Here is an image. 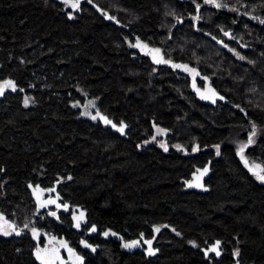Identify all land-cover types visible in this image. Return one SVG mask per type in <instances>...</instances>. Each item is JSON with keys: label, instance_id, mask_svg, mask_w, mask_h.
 Returning <instances> with one entry per match:
<instances>
[{"label": "trees", "instance_id": "obj_1", "mask_svg": "<svg viewBox=\"0 0 264 264\" xmlns=\"http://www.w3.org/2000/svg\"><path fill=\"white\" fill-rule=\"evenodd\" d=\"M216 3L0 0V264H264V0Z\"/></svg>", "mask_w": 264, "mask_h": 264}, {"label": "rangeland", "instance_id": "obj_2", "mask_svg": "<svg viewBox=\"0 0 264 264\" xmlns=\"http://www.w3.org/2000/svg\"><path fill=\"white\" fill-rule=\"evenodd\" d=\"M65 3H66L67 5H69V6H71V8H74V7H73L74 4H73L72 2H68V1H66ZM138 43H139L140 46H136ZM129 47H130L132 50H134V51L140 53L141 55L149 57V58H150L154 63H156V64H159V63L156 62V60H161V61H162L161 63H163V59H162V55H161L160 50L158 49V50H159L158 53L155 51V50H157V48L147 46V45H145L144 43H142V42H140V41H135V42L129 44ZM154 57H155V59H154ZM179 66H180V65H179ZM186 68H187L188 70H186ZM173 69H175L176 71L182 72V73H186V74H188L190 77H193V79L196 78V74H195V72L192 71L191 69H189L188 67H185V66L176 67V65H174ZM12 84H13V83H12ZM13 85H14V84H13ZM0 87H3V92H4V91H15V90H16V87H15V90H13V88L10 87V86H4V82H3V83L0 82ZM208 92H210V91L208 90ZM197 93H198V95H199L200 98H202L203 96H207V97H209V98H208L209 102H216V101L219 99L215 94L213 95V92H212V93H206V94H204V95H203V93H200V92H197ZM202 99L208 101V100L205 99V98H202ZM28 103H29V102H28ZM28 103H27V104H28ZM25 105H26V104H25ZM79 106H80V105H79ZM80 108H81L83 111L86 110L87 112H90L92 118H93V117L97 118V117L95 116L94 113H91V109H92V110H95V106H94L93 103H91V102H89V101H85V103L82 104V105L80 106ZM111 126H112V128H113L114 130H118V131H120V130H119V129H120L119 127H116V126L113 127V125H111ZM158 129H159V128H156V127H155L154 131H156V130H158ZM161 137H162V132H161V131H156V133H155V135H154L152 141H153V142H157V144H158L159 146H163V141H161ZM192 185H193V186H196V187H199V186L202 187V185L199 183V178H194V180L192 181ZM36 197H37V202H38V204H39L40 206L43 205V204L45 203V201H48V202H49V201L51 200V198H50L51 196H50V195H48V198H47L43 193H36ZM52 204H54V203H52ZM0 217H1V216H0ZM74 219L77 221V223H81V221H82V219H83V216H81V212L74 211ZM5 231L8 233L7 235L4 234ZM13 232H14V229H13V226L11 225V223L8 222V221H6V220L2 217V219H0V236H9V235H11ZM105 233H107V235H105ZM103 237H104V238L112 237V238L115 239V240H119V238H118L117 235H115V234L112 233V232H108V231L103 233ZM124 244H126V243H122V244H121V247H122L123 250H126V251H133V250L136 249V248H142V247H143L140 243H137V245H136L135 247L125 248V247L123 246ZM144 244H145L144 247H146L147 249H149L150 245L147 244V243H144ZM59 248H60V247H59ZM60 249H62V248H60ZM60 249H59V250H60ZM44 251H46V250H45V249H44V250H41V255L44 256V258H45L46 261H48V260H47V257H46V254H44ZM48 262H49V264H54V263H56V262H57V254L54 256V260H52V261H48Z\"/></svg>", "mask_w": 264, "mask_h": 264}, {"label": "snow or ice", "instance_id": "obj_3", "mask_svg": "<svg viewBox=\"0 0 264 264\" xmlns=\"http://www.w3.org/2000/svg\"><path fill=\"white\" fill-rule=\"evenodd\" d=\"M206 2H207V3H214L215 6L218 7V8L221 7V5H220L219 3H216V0H206ZM77 3H78V0H77ZM75 6H76V5L74 4L73 7H75ZM262 23H264V21H262ZM225 35H227V33H225ZM136 46H140L139 43H138ZM155 51H156L157 53L159 52L158 49L155 50ZM154 59H155V57H154ZM156 62H157V63H161L162 61H161V60H156ZM176 67H180V66H179V65H176ZM185 67H186V66H185ZM186 70H188V69L186 68ZM192 71H194V70H192ZM4 86H10V87L13 88V90H15V86L12 84L11 81H5V82H4ZM209 91H211V90H209ZM2 93H3V87H0V94H2ZM213 95H214V93H213ZM202 98L208 99L209 97H207V96H203ZM27 103H28V100L26 99V100H25V104L27 105ZM93 119H95V117H93ZM105 123H111V122L105 119ZM113 127H115V125H113ZM124 127H125V125L122 124L119 130H120L121 132H123ZM253 127H255V126H253ZM254 135H255V131H253V133H252V136H254ZM252 136L249 137V144L252 143ZM244 147H246V146H242V147L240 148V151H239V154L241 155V158H242V159H243ZM165 150H166V149H165ZM245 164H246V166H247V161H245ZM207 171H208L207 168H205V169H204V172L202 173V175L205 174ZM249 171L253 172V174L256 176V179H257V180H259V181H261V182H264V174H262V173H264V169H261L259 165H254L253 167H250V168H249ZM49 202H50V203H54V201H49ZM81 216H83V213H81ZM0 219H2V217H0ZM77 226H79V225H77ZM92 230L95 231V228H93ZM158 230H159V229H157V231H158ZM4 234L7 235L8 233L5 231ZM17 234H19V233H17ZM33 234L35 235V232H34ZM105 235H107V233H105ZM82 243H83V241H82ZM137 243H138L137 241H133V242H131V243H126V244H124L123 246H124L125 248H131V247H135V246L137 245ZM146 243L149 244V245H151V241H146ZM218 244H219V242H217V245H218ZM69 251H71V249H69ZM209 251H216V254L219 255V252L216 250L215 247L209 249ZM151 254H153V253H152V251H151V249H150V250H149V255H151ZM36 258H37L38 260L41 261V264H49V262L45 260L44 256L41 255V251H40L39 249H38L37 252H36Z\"/></svg>", "mask_w": 264, "mask_h": 264}, {"label": "flooded vegetation", "instance_id": "obj_4", "mask_svg": "<svg viewBox=\"0 0 264 264\" xmlns=\"http://www.w3.org/2000/svg\"><path fill=\"white\" fill-rule=\"evenodd\" d=\"M58 247H56L55 245H50L47 249H45L46 251H44V254H46L47 260L48 261H52L54 260V256L56 254H58ZM67 258H68V262L69 264H79V260L74 256V254L70 251H68L67 253ZM54 264H61L59 262H56Z\"/></svg>", "mask_w": 264, "mask_h": 264}]
</instances>
